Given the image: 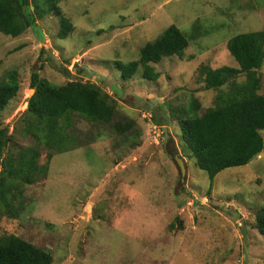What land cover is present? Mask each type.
<instances>
[{"label": "rangeland", "instance_id": "rangeland-1", "mask_svg": "<svg viewBox=\"0 0 264 264\" xmlns=\"http://www.w3.org/2000/svg\"><path fill=\"white\" fill-rule=\"evenodd\" d=\"M74 25L59 37L50 12L18 37L0 32V80L15 74L20 90L0 112L11 136L4 156L36 147L24 111L34 94L32 74L57 85L71 75L112 95L113 122L128 132L76 115L77 147L55 153L46 174L25 185L21 212L0 206V235L14 234L53 256L52 264H264L256 213L264 207V150L250 163L210 179L186 148L179 121L193 100L203 114L221 90L199 68H239L228 50L238 33L264 30V0H60ZM175 24L189 37L184 56L152 63L124 80L117 62L139 60L141 49ZM68 68L71 75L65 72ZM81 71V73L79 72ZM264 94V63L258 70ZM79 76V77H78ZM242 74L236 81L242 82ZM161 127L153 124V116ZM264 137V130L261 131ZM42 147L39 165L47 161ZM183 159V175L177 165ZM1 169V167H0Z\"/></svg>", "mask_w": 264, "mask_h": 264}, {"label": "trees", "instance_id": "trees-1", "mask_svg": "<svg viewBox=\"0 0 264 264\" xmlns=\"http://www.w3.org/2000/svg\"><path fill=\"white\" fill-rule=\"evenodd\" d=\"M60 0H0V32L18 37L28 29H37L38 20L50 12L60 17L59 37H67L74 25L58 5ZM189 37L172 24L154 41L144 45L139 60L117 62L124 80L131 79L141 68L145 79L156 80L159 72L152 63L164 57H183ZM227 47L239 68L223 66L216 69L201 67L206 72L207 87L221 90L214 107L199 113L197 100L190 102L179 121L186 148L197 166L213 179L221 171L250 163L264 150V94L258 70L264 63V30L238 33L228 40ZM65 72L71 75L68 68ZM81 73V71L79 70ZM242 74L246 79L236 81ZM79 77V76H78ZM34 94L24 111L25 131L37 143L36 147L18 148L8 153L11 136L0 130V206L12 213L18 201L16 217L22 210L24 187L35 181L37 174H46L55 153L68 152L77 147L74 117L111 125L117 133L128 132L132 122H113L115 104L112 95L95 83L71 75L64 85H57L32 74ZM20 90L17 75L9 74L0 80V112ZM153 124L161 127V120L153 116ZM48 149L46 163L39 165L41 148ZM256 228L264 236V207L256 213ZM47 249L14 234L0 235V264H52ZM109 264V263H108Z\"/></svg>", "mask_w": 264, "mask_h": 264}, {"label": "water", "instance_id": "water-1", "mask_svg": "<svg viewBox=\"0 0 264 264\" xmlns=\"http://www.w3.org/2000/svg\"><path fill=\"white\" fill-rule=\"evenodd\" d=\"M177 158V165L179 166L182 174L184 175L185 172H186V166H185V163L183 161L182 158H180L179 156L176 157Z\"/></svg>", "mask_w": 264, "mask_h": 264}, {"label": "built area", "instance_id": "built-area-1", "mask_svg": "<svg viewBox=\"0 0 264 264\" xmlns=\"http://www.w3.org/2000/svg\"><path fill=\"white\" fill-rule=\"evenodd\" d=\"M156 127H158V126H156Z\"/></svg>", "mask_w": 264, "mask_h": 264}]
</instances>
